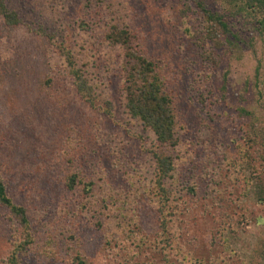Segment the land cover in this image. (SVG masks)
<instances>
[{
	"label": "rangeland",
	"instance_id": "374dc122",
	"mask_svg": "<svg viewBox=\"0 0 264 264\" xmlns=\"http://www.w3.org/2000/svg\"><path fill=\"white\" fill-rule=\"evenodd\" d=\"M208 1L214 9L223 7L219 0ZM187 3L196 16L191 0H7L33 28L42 24L56 31L69 47L77 44L79 35H90L83 30L92 28L87 21L104 25L109 19L135 34L134 44L155 62L169 85L178 132L189 146L186 153L174 150L178 159L187 158L179 179L177 174L167 182L174 194L189 177L194 149L199 150L195 159L201 164L211 147L229 144L232 150L237 146L231 144L233 139L245 144L246 132L264 134V105L255 85L252 48L244 43L246 52L238 58L231 48L214 43L215 61L204 68L209 64L205 49L189 39L200 25L195 17L188 20L189 12L184 14ZM91 33L97 36L95 30ZM253 37L257 54L264 59V35ZM97 38L90 51L102 65L94 69L97 94L91 102L77 94L51 40L24 25L7 27L0 22V165L15 201L29 207L36 242L28 251L27 264H74L71 245L87 264H167L159 252L167 213L160 211L154 196L157 186L149 150L154 138L125 108L120 50L114 53L118 48L104 44L102 34ZM109 50L111 56L102 55ZM243 108L255 111L256 117L243 114ZM75 141L83 168L75 167L82 181L73 192L65 185L62 152ZM259 156L255 155L258 166L264 167ZM250 174L241 166L238 173L220 174L213 182L201 178L194 196L181 194L178 201L174 196L173 208L179 209L168 220L167 236L170 243L171 231L183 236L181 250L168 246L171 261L264 264L263 189L254 180L247 182ZM86 188L91 201L107 205L110 225L95 224L97 218L84 206ZM93 209L95 215L100 213L97 205ZM8 219L0 208V264H7L13 242L20 238L21 230L14 231Z\"/></svg>",
	"mask_w": 264,
	"mask_h": 264
},
{
	"label": "trees",
	"instance_id": "16d2710c",
	"mask_svg": "<svg viewBox=\"0 0 264 264\" xmlns=\"http://www.w3.org/2000/svg\"><path fill=\"white\" fill-rule=\"evenodd\" d=\"M191 1L194 2L197 8L196 16L191 13L194 10L191 9V4L189 3L184 8V14L189 12L188 20L195 17L196 22L200 25L198 28L194 25L195 29L192 33L190 30L191 35L189 39H192L193 43L200 46V48L205 49V59L207 58L206 60L209 64L207 65L205 63L204 68L205 66H210V62L215 61V49L212 46L214 43L218 47L227 46L229 49L231 48L233 55L237 54L238 58H242V55L246 52L243 44H247L252 48V55L255 56L257 61L255 85L263 98L261 105H264V95L262 92L264 85V59L257 54L255 38L253 37H258L261 34L264 35V0H219L220 4L223 5L219 9H214L208 0ZM216 2L219 3L217 0ZM0 22H3L7 27L24 25L36 35L47 37L51 40L54 50L58 53L56 58L61 60L62 67L71 75V81L75 86L77 94L91 102L97 94L94 93L93 87V81L97 78L94 69L102 65V63L95 62V53L90 51L93 48L92 43H95L96 39H99L97 36L99 35L100 37L102 34L104 44L118 48L113 49L114 53L120 50V59L122 58L120 61L123 64L125 78V108L129 116L142 122L154 138L152 143L153 148H149L153 157L154 169L152 172L155 176L154 186H157L154 196L160 211L162 210L167 213L164 215L167 216V220L163 225L164 237L160 242L159 252L163 254V259L167 264H175V261L169 259L171 249L168 246L170 245L174 251L182 249L179 239H182L183 234H180V238L178 234L172 233L171 231V234H174L172 235L173 238H171L172 243H170V238L167 236L171 229L168 220L170 221L172 216L177 212V209H179L176 206L173 208L172 200L174 196H177V201L183 198L184 195L181 194L194 196L198 192L201 178H207L213 182L216 179H220V174L238 173V168L246 166L251 172L249 178H246L247 182L251 183L255 181L257 186L263 189L262 198H264V170L262 169L263 166H258L259 160L255 157L256 154H260L259 158L264 162V134L258 132H253L254 134L252 132H246V136L243 137L245 144L238 140L240 138L233 139L231 144L237 142V146L233 145L232 150L229 149V144L224 146L220 144L217 147H211L208 151V156L201 164L195 159L199 150L197 148L194 149L191 152L192 160L189 161L191 165L188 169L189 177L187 181H183L185 184L181 183L178 194L175 193V195L173 193L167 182L173 181L177 174V179H179L182 163L184 166L187 164L186 156L182 155L178 159L174 154V150L183 149L182 152L186 153L189 146L182 141L183 139L178 132V123L174 111V97L168 89L169 85L165 82L161 73H159L158 66L155 62L150 60L140 46V48L136 47L134 44L136 36L130 33L128 29L119 28L117 24H111L109 19L105 20L104 25L93 24L91 22L89 24V21H87V23L84 22L85 25L92 27L91 29L95 30L94 34L97 36H93L91 29L89 31L88 28H84L83 30L88 31L90 35H79L80 37L76 41L77 44L73 45L74 47H69L56 31L47 30L42 24L38 29L33 28L31 23L24 20L19 11L9 7L7 0H0ZM94 26L97 29H94ZM248 34H251V36L246 40V35ZM199 36L203 37L195 39ZM204 38L209 39L212 43H205L203 41ZM202 42L204 45H201ZM102 55L111 56V51H104ZM93 60L94 65H92ZM114 60H116V57ZM51 80L52 78H48L46 83H50ZM243 112L245 115L256 117L255 111L243 108ZM208 140L213 141L211 137ZM76 142H69L66 149L62 152L66 168L65 185L73 192L76 191L82 181L79 177L80 171L75 169V167L78 169L83 168V163H79L75 155L76 146L78 145ZM82 152L85 153L86 151L82 149ZM241 162H245V164L242 165ZM180 179L183 180V176ZM90 194V189H83V197L87 200L84 206H88L89 211L91 210L92 215L97 218L95 224L99 226L110 225L109 220L111 217H109L110 215L107 211H104L107 205L105 206L104 203L98 201H91ZM92 203L97 205L102 215L106 214L109 218L102 217L100 213L95 215ZM185 205H188V203ZM169 207L172 209L169 210ZM0 208L7 212L11 228L16 232L21 230L19 233L20 238H17L13 242L7 264H27L28 251L36 242L34 231L32 230L29 207L15 201L14 196L8 188L1 165ZM109 209L115 210L114 207L112 208L110 206ZM180 210L185 214L186 207L182 206ZM92 224L94 223L92 222ZM117 226H119V222L115 224V227ZM71 246L70 252H75L72 257L73 263L87 264L86 258L81 255V252L75 249L74 246Z\"/></svg>",
	"mask_w": 264,
	"mask_h": 264
}]
</instances>
